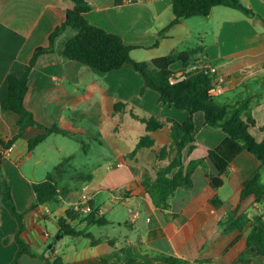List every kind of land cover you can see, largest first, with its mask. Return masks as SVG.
<instances>
[{
	"label": "crops",
	"instance_id": "0c3cea01",
	"mask_svg": "<svg viewBox=\"0 0 264 264\" xmlns=\"http://www.w3.org/2000/svg\"><path fill=\"white\" fill-rule=\"evenodd\" d=\"M86 1L91 7L85 14L88 23L119 36L125 45L133 47L130 57L135 61L200 47L199 61L211 65L216 76L225 78L224 90L215 100L234 104L252 96L250 112L255 126L249 132L256 141L264 139V131L260 130L264 126V26L260 21L240 12L217 11L216 22L209 25L213 23L215 7L208 17L182 20L160 37L174 18L171 0H134L120 6H115L114 0ZM242 2L264 19V0ZM73 6L70 0H0L1 140H9L17 131V116L1 111L7 95V75L23 74L34 50L47 46L49 34ZM70 36L66 33L58 38L53 53L38 56L23 98L24 107L37 123L46 128L55 126L66 134H51L28 151V141L45 133L44 129L28 127L1 158L0 171L10 187L15 208L24 213L22 237L30 248L50 260L60 256L67 264H124L125 260L132 264H169L164 256L190 264H264V256L247 245L253 218L260 216L264 220V196L259 203L252 195L240 199L241 183L259 168V161L247 152L240 153L223 176L222 186L214 191L209 175L214 176L215 169L206 160V153L219 145L225 135L219 129H209L203 113L196 112L195 149L189 155L183 152L182 163L186 166L190 161L203 160L202 164L193 170L188 190L177 189L167 209L156 208L141 181L154 179L158 164L167 163H158L155 153L168 145L169 127L150 133L153 147L141 148L129 157L139 138L146 134L144 125L131 115L183 122L187 112L161 105L158 94L150 89L140 95L143 81L127 65L102 73L64 60L62 50ZM170 69L177 78L184 71L180 62ZM117 103L124 105L120 111L114 110ZM74 134L80 139L86 156L84 166L92 179L68 184L67 194L32 208L31 184L45 178L53 169L47 170L55 157L46 152L37 155V148L52 135ZM56 153L57 159L60 154L66 158L62 148H56ZM1 196L0 178V264H9L17 252V222L1 204ZM214 197L222 203L218 208L210 204ZM77 203L90 206L106 221L103 226L71 223L86 228L98 242L91 245L89 239L64 236L49 243L51 233H58V219L65 216L68 208L76 210ZM116 205L126 207L132 218L124 222L106 219L105 210H114ZM240 215L247 219L244 227L224 232L227 224L219 223ZM86 216L80 214V218ZM48 223L52 225L51 232ZM241 257L246 262H241ZM16 264L45 263L22 254Z\"/></svg>",
	"mask_w": 264,
	"mask_h": 264
},
{
	"label": "trees",
	"instance_id": "16d2710c",
	"mask_svg": "<svg viewBox=\"0 0 264 264\" xmlns=\"http://www.w3.org/2000/svg\"><path fill=\"white\" fill-rule=\"evenodd\" d=\"M73 9L68 10L62 23L55 27L49 34L47 46L38 47L34 50L24 72L21 76L14 73L7 75V95L1 103L2 112H12L17 116V131L7 141L0 139V165L3 151L12 146L28 127L44 129L45 133L28 141V151H32L51 134H66L65 131L55 126L46 128L37 123L33 115L24 107L23 98L27 91L28 76L39 55L53 53L55 43L58 38L66 33H70V38L66 41L62 58L72 60L91 67L99 72L107 73L129 66L142 79L143 85L140 90L142 95L147 89L158 94V102L161 105H171L179 111L187 112V117L183 122L174 119L165 121L150 116L140 118L132 114V118L144 125L146 134L142 135L135 148L129 154L134 157L141 148H151L154 145L150 133L169 127V143L162 146L155 153V160L159 163L167 161L163 166L155 169V177L145 178L141 181L145 193L150 197L152 204L159 209L168 208L170 198L177 189L188 190L192 186L191 174L193 170L202 164L203 160L190 161L186 166L182 163L183 152L189 155L195 149V128L193 115L196 112L203 113L205 125L209 129L221 130L225 137L219 145L208 150L206 160L215 169V175H209V185L216 191L223 183V176L228 167L242 152H247L259 161V168L241 183L240 199L252 195L255 203H259L264 196V139L256 141L249 132L255 126V121L251 116L250 108L254 98L245 97L234 104H220L209 94V89L216 74L206 65L202 64L198 55L202 52L200 47L187 51L173 52L168 55L153 58L149 61H135L130 57L133 47L123 43L121 38L115 34L108 33L101 28L88 23L85 14L91 10L86 0H70ZM124 2L132 3L134 0H114L115 6H120ZM215 7H225L240 12L249 19L258 20L264 26V19L257 15L251 8L245 6L240 0H171L173 20L166 26L159 36L180 21L200 17L206 18ZM180 62L183 66V73L180 78L173 77L170 67ZM124 105L117 103L114 105L115 111H120ZM264 131V126L260 127ZM73 157L63 158L53 169L48 172L42 181L31 184L34 194L32 208L64 196L68 193V182H89L92 176L89 172L69 173L70 163ZM68 175V178H67ZM2 196L1 204L17 222L15 242L17 252L14 259L9 264H16L22 254L39 258L45 264H67L60 256L50 260L42 254L34 252L22 237L24 231L23 216L15 208L11 198L10 187L4 179L1 171ZM210 204L218 208L222 203L214 197ZM237 208L232 213L235 214ZM80 211L68 208L63 218L58 219L59 237L78 238L83 237L95 245L98 240L87 232L86 228H78L71 223L79 221L86 226H103L106 221L98 217L96 211H91L86 217L80 218ZM247 219L240 215L236 218H229L219 225L227 224L224 232L240 230L246 224ZM251 230L247 236V245L252 246L257 255L264 256V220L260 216L253 218ZM55 241V240H54ZM169 264H190L186 261L164 256ZM241 262H246L242 257ZM196 261L192 264H201ZM124 264H132L125 260Z\"/></svg>",
	"mask_w": 264,
	"mask_h": 264
},
{
	"label": "rangeland",
	"instance_id": "374dc122",
	"mask_svg": "<svg viewBox=\"0 0 264 264\" xmlns=\"http://www.w3.org/2000/svg\"><path fill=\"white\" fill-rule=\"evenodd\" d=\"M241 3L242 0H240ZM214 10L213 14V23L210 22L209 25H213L214 22H216V12L217 11H223V12H232V13H239L237 11L224 8V7H217ZM219 13V12H217ZM225 15V13H224ZM81 137V136H80ZM62 148L66 154V157H73L70 163V168H69V173H73L74 171H83L87 172L84 162H86V156L84 155V149L82 148V144L80 142L79 137H77L75 134L74 135H68V136H62V135H52L49 140L45 144H42L39 146L36 150V154L39 155L41 152H46V154H55L51 160H50V165L47 170H51L56 164H58L65 155L60 154V159H57V153H56V148ZM52 156V154H51ZM58 156V157H59ZM68 178V175H67ZM69 184L77 183V181H69ZM105 218L118 222V221H128L130 218H132V215H130L129 210L126 207H120V205H116L114 210H105ZM48 230L51 232L52 231V225L47 224ZM55 233H51V237L48 239V242H52L55 240V237H57Z\"/></svg>",
	"mask_w": 264,
	"mask_h": 264
},
{
	"label": "built area",
	"instance_id": "2783aa9c",
	"mask_svg": "<svg viewBox=\"0 0 264 264\" xmlns=\"http://www.w3.org/2000/svg\"><path fill=\"white\" fill-rule=\"evenodd\" d=\"M206 66L208 68H210L211 71H213L211 65H206ZM224 82H225V78L224 77H222V76H216V79L213 81L212 86L209 89V94L212 97H217L218 95H220L223 92V90H224ZM10 150H11V147L5 149L3 151V154H8L10 152ZM85 200H86V198L83 197L82 198V201H85ZM83 204L84 203H82V204H79V203L75 204V207H76L75 209L77 211H80L82 214L87 215V214H89L92 211V209H91L90 206H85ZM44 236L47 237L48 235L45 233Z\"/></svg>",
	"mask_w": 264,
	"mask_h": 264
},
{
	"label": "water",
	"instance_id": "95a60500",
	"mask_svg": "<svg viewBox=\"0 0 264 264\" xmlns=\"http://www.w3.org/2000/svg\"><path fill=\"white\" fill-rule=\"evenodd\" d=\"M56 238H59V235L56 237ZM51 245H48L47 248L50 249Z\"/></svg>",
	"mask_w": 264,
	"mask_h": 264
}]
</instances>
